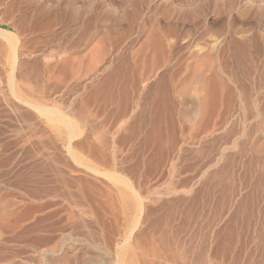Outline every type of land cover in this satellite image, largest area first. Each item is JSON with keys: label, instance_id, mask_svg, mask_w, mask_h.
Wrapping results in <instances>:
<instances>
[{"label": "rangeland", "instance_id": "obj_1", "mask_svg": "<svg viewBox=\"0 0 264 264\" xmlns=\"http://www.w3.org/2000/svg\"><path fill=\"white\" fill-rule=\"evenodd\" d=\"M103 1L0 0V264H264V0Z\"/></svg>", "mask_w": 264, "mask_h": 264}, {"label": "bare ground", "instance_id": "obj_2", "mask_svg": "<svg viewBox=\"0 0 264 264\" xmlns=\"http://www.w3.org/2000/svg\"><path fill=\"white\" fill-rule=\"evenodd\" d=\"M2 1V0H1ZM3 1H12V0H3ZM49 1V0H48ZM59 1V0H58ZM58 1H57V3H58ZM61 1V0H60ZM66 1L67 0H65V3H66ZM75 1V0H74ZM207 1H209V3L211 4V3H213V4H215L216 5V3H218V2H215V0H206V2ZM223 1V5H225L224 3H225V1H227V0H222ZM229 1H236V0H229ZM4 2V3H5ZM61 2H63V1H61ZM104 1L103 0H82V4L80 5V8H78V9H80V12H75V11H78V9L77 10H74L73 9V7H76L75 6V4H73L74 6L72 7V4H70V1H69V3H68V5H63V4H58L56 7H55V5L56 4H54V7H53V5L51 6V2H49V3H47V0H20V3H21V7H19V6H17V7H19V8H22L23 7V5H22V3L24 4V11H21V9H20V15L22 16V18L23 19H25V18H27L28 19V17H30V21L28 20V22L29 23H32L31 21L33 20V19H36V18H44V16L46 17V16H49V15H52V14H54V16L52 15V17L54 18V17H56V16H58V17H74V19H76V17H78V15H79V19L78 20H80V18H81V23H79V25H78V23L76 24L80 29H81V31H90L91 30V26H93L94 28L96 27V29L97 28H99L100 26L99 25H104V26H106L107 28H109V29H114V28H124V25H126L125 26V31H126V27L127 26H129V24H131L130 25V27H132V26H136L137 24H139L137 21H136V19L138 20L139 19V16H140V12L142 11V9L140 8L142 5H141V2L139 3V6H135L136 4L138 5V2L136 3L135 1H132V3L130 4V3H128L126 6L127 7H124L123 8V11L121 12V14H115L114 13V11H113V9H111L110 7L108 8V7H105V9H103L102 10V6H104V3H103ZM232 2H231V4H232ZM237 2V1H236ZM1 3V2H0ZM4 3H2V4H4ZM121 3V2H120ZM119 3V4H120ZM126 3V2H125ZM136 3V4H135ZM208 3V4H209ZM235 3V2H234ZM122 4V3H121ZM123 4H124V2H123ZM122 4V5H123ZM206 4V3H205ZM208 4H206V5H208ZM236 4L237 3H235V6H236ZM4 5H7L6 3L4 4ZM16 5V4H15ZM17 5H18V3H17ZM79 5V4H78ZM106 5V4H105ZM111 5V4H110ZM121 5V6H122ZM198 5V7L199 6H201V5H199V4H197ZM212 5V4H211ZM220 5H221V3H220ZM220 5H218V6H220ZM229 5H230V3H229ZM234 5V4H233ZM14 6V5H13ZM112 6H114V3H113V5ZM111 6V7H112ZM120 6V7H121ZM124 6H125V4H124ZM169 6V5H168ZM3 7V6H2ZM116 7H118V5H116L115 6V8ZM119 7V8H120ZM197 7V6H196ZM197 7V8H198ZM213 7H214V5H213ZM212 7V8H213ZM5 8V7H4ZM8 8V6L5 8V11H6V9ZM77 8V7H76ZM75 8V9H76ZM200 8V7H199ZM202 8V7H201ZM10 9H12L13 10V8H12V6H11V8ZM14 9H15V7H14ZM17 9V8H16ZM122 9V8H121ZM141 9V10H140ZM23 10V9H22ZM117 10V9H116ZM119 10V9H118ZM196 10V9H195ZM199 10V9H198ZM201 10V9H200ZM216 10V9H215ZM7 11H8V9H7ZM16 11V10H15ZM217 11V10H216ZM4 12V11H3ZM143 12V11H142ZM220 12V8H219V10H218V13ZM19 15V16H20ZM141 15H142V13H141ZM20 16V17H21ZM21 18V19H22ZM69 18V19H70ZM22 19V20H23ZM26 19V20H27ZM68 19V18H67ZM66 19V20H67ZM73 19V20H74ZM25 20V21H26ZM72 19H71V21L72 22H74V21H76V20H74L73 21ZM140 20V19H139ZM144 20V19H143ZM35 20H33V22H34ZM139 22H141V21H139ZM145 22V21H144ZM18 23V22H17ZM143 23V22H142ZM71 24H73V23H71ZM70 24V25H71ZM27 25V24H26ZM143 25H144V23H143ZM143 25L141 26V27H143ZM31 26V25H30ZM66 26H68V25H66ZM72 26V25H71ZM99 26V27H98ZM76 27V26H75ZM89 27H91V28H89ZM105 27V28H106ZM137 27H139V25L137 26ZM140 27V28H141ZM145 27H146V25H145ZM144 27V28H145ZM89 28V30H87ZM106 28V29H107ZM147 28V27H146ZM155 28V27H154ZM100 29V28H99ZM106 29H104V30H106ZM134 29V28H133ZM161 29V28H160ZM98 30V29H97ZM116 30V29H115ZM136 30H137V28H136ZM135 30V31H136ZM143 30V29H142ZM70 31V30H69ZM114 31V30H113ZM130 31H132V30H130ZM154 31V30H153ZM152 31V32H153ZM95 32H97V31H95ZM107 32V31H106ZM126 32H128V30L126 31ZM125 32V33H126ZM132 32H134V31H132ZM156 32V31H155ZM155 32H153V34L155 33ZM94 33V32H93ZM116 33V32H115ZM157 33V32H156ZM160 33V32H159ZM7 34V36L9 35L8 33H6ZM87 34V33H86ZM152 34V35H153ZM5 35V34H4ZM126 35V34H125ZM148 35V34H147ZM150 35H151V32H150ZM155 35V34H154ZM11 36V35H10ZM78 36V35H77ZM158 36V35H157ZM157 36H154L155 38H157V39H159L160 37H157ZM160 36V35H159ZM161 36H163L162 34H161ZM9 37V36H8ZM8 37H7V39H8ZM82 37V36H81ZM107 37V36H106ZM105 37V38H106ZM148 37V36H147ZM101 38H102V36H101ZM146 38V37H145ZM151 38V37H150ZM164 38V37H163ZM149 39V38H148ZM162 39V38H161ZM164 39H166V38H164ZM169 39V38H168ZM152 40H155V39H153V37H152ZM239 40V39H238ZM10 41H11V39H10ZM10 41H8V42H10ZM98 41V40H97ZM162 41V40H161ZM14 42V41H13ZM88 42V41H87ZM95 42V41H94ZM102 42V41H101ZM152 42V41H151ZM174 42V41H173ZM150 43V42H149ZM158 43H160V42H158ZM163 43V42H162ZM172 43V42H171ZM234 43V42H233ZM95 44H96V42H95ZM95 44L93 45V46H95ZM99 43L97 42V45H98ZM102 44V43H101ZM112 44V43H111ZM114 44V43H113ZM153 44H156V43H153ZM153 44H151V46L153 45ZM164 44V43H163ZM234 44H236V43H234ZM146 45V44H145ZM161 45V44H160ZM160 45H158V46H156L158 49L160 48V47H163V46H160ZM168 45H170L169 44V41H168ZM9 46H11V44L9 45ZM14 46V45H13ZM92 46V45H91ZM148 46V45H147ZM160 46V47H159ZM237 47H238V45H236ZM3 47V46H2ZM97 47V46H96ZM95 47V48H96ZM99 47L101 48V46L99 45ZM107 47V46H106ZM239 47H240V45H239ZM94 48V49H95ZM98 48V47H97ZM153 48V47H152ZM240 48H242V47H240ZM14 48H12V50H13ZM107 49V48H106ZM151 49V48H150ZM153 49H155V47L153 48ZM152 49V51L153 52H155V50H153ZM163 49V48H162ZM161 49V50H162ZM212 49H214V45H213V48ZM212 49H210V50H212ZM217 49V48H216ZM216 49H214V51L216 50ZM220 49V48H219ZM232 49H234V51H236L235 50V48H232ZM231 49V50H232ZM239 48H237V50H238ZM12 50H11V52H12ZM96 50V49H95ZM94 50V51H95ZM164 50H166V49H164ZM218 50V49H217ZM222 50H225V49H222ZM0 51H1V49H0ZM14 51V50H13ZM158 51H160V50H158ZM239 51V50H238ZM237 51V55H240V54H238L239 52ZM2 52V51H1ZM15 52V51H14ZM91 52V51H90ZM107 52V51H106ZM164 52V51H163ZM166 52V51H165ZM164 52V53H165ZM220 52V51H219ZM218 52V53H219ZM222 52V51H221ZM226 52V51H225ZM91 53H93V52H91ZM99 53V52H98ZM108 53V52H107ZM157 53V52H156ZM213 53H215V52H213ZM248 53H249V51H248ZM63 54V53H62ZM100 54V53H99ZM154 54V53H153ZM159 54V53H158ZM162 54V53H161ZM216 54V53H215ZM234 54H236V52H234ZM14 55H15V53H14ZM65 55V54H64ZM91 55V54H90ZM96 55V54H95ZM137 55V54H136ZM141 55V54H140ZM155 55V54H154ZM209 55V53H207V56ZM211 55V54H210ZM219 55H220V53H219ZM233 55V54H232ZM231 55V56H232ZM13 56V55H12ZM144 56V55H143ZM158 56V55H157ZM234 56H236V55H233V57ZM96 57V56H95ZM100 56H98V58H99ZM152 57V56H151ZM159 57H160V55H159ZM202 57V56H201ZM204 57V56H203ZM212 57V56H211ZM214 57V56H213ZM67 58V57H66ZM77 58V57H76ZM76 58H74V60L76 59ZM140 58V57H139ZM146 58V57H145ZM145 58L143 59V60H145ZM155 58V57H154ZM157 58V57H156ZM215 58H216V56H215ZM240 60H242L241 58H242V56H241V58H240V56L238 57ZM237 58V59H238ZM58 59V58H57ZM64 59V58H63ZM91 59H92V55H91ZM94 59V58H93ZM97 59V58H96ZM101 59V58H100ZM138 59V58H137ZM152 59V58H151ZM200 58H198V60H199ZM233 59H235V60H237L235 57L233 58ZM15 61H16V59H14ZM80 60V59H79ZM98 60V59H97ZM207 60V58L205 59H200V62L201 61H206ZM211 60V59H210ZM246 60V59H245ZM57 61V60H56ZM141 61H142V59H141ZM148 61V60H147ZM212 61H215V59L213 60L212 59ZM211 61V62H212ZM13 62V61H12ZM23 62V61H22ZM99 62V61H98ZM117 62V61H116ZM123 62V61H122ZM125 62V61H124ZM128 62V61H127ZM126 62V63H127ZM130 62H131V60H130ZM136 62V61H135ZM138 62H139V60H138ZM145 62V61H144ZM152 62V61H151ZM199 62V61H198ZM206 62H209V58H208V61H206ZM28 63V62H27ZM79 63V62H78ZM101 63V62H100ZM132 63H134L133 62V60H132ZM238 63H239V61H238ZM237 63V64H238ZM243 63V62H242ZM24 64V63H23ZM29 64V63H28ZM120 64V63H119ZM140 64H143V62L142 63H140ZM209 64H211V63H209ZM208 64V65H209ZM12 65V64H11ZM25 65V64H24ZM71 65V64H70ZM77 65V64H76ZM80 65V64H79ZM94 65H96V64H94ZM117 65V64H116ZM134 65V64H133ZM138 65V64H137ZM241 65V64H240ZM239 65V66H240ZM21 66V65H20ZM130 66V65H129ZM135 66V65H134ZM133 66V67H134ZM198 66V65H197ZM201 66H203V64L201 65ZM204 66H205V63H204ZM207 66V65H206ZM22 67V66H21ZM29 67V66H28ZM78 67V66H77ZM131 67V66H130ZM136 67V66H135ZM135 67H134V69H135ZM130 68L128 67V70H129ZM127 70V69H126ZM197 70H199V68L197 69ZM131 71H133V70H131ZM135 71V70H134ZM66 72V71H65ZM120 72V71H119ZM118 72V73H119ZM128 72V71H127ZM140 72V71H139ZM197 72V71H196ZM117 73V72H116ZM134 73V72H133ZM199 73H201V70H200V72ZM215 73V72H214ZM219 73V72H218ZM132 74V73H131ZM134 75V74H133ZM214 75V74H213ZM215 76H216V74H215ZM124 77H125V75H124ZM214 77V76H213ZM130 78V77H129ZM135 79V78H134ZM11 81L13 80V79H10ZM9 81V80H8ZM11 81H9V82H11ZM13 83V82H12ZM215 83V82H214ZM126 86V85H125ZM217 87V86H216ZM215 87V88H216ZM127 88V87H126ZM13 89H15V88H13ZM104 89V88H103ZM122 89V88H121ZM15 90H17V89H15ZM28 90V89H27ZM14 91V90H13ZM19 91V90H18ZM17 91V92H18ZM16 92V93H17ZM23 92V91H22ZM16 93H14V95L16 94ZM29 93V92H28ZM105 93V92H104ZM122 95V94H121ZM126 95V94H125ZM162 95V94H161ZM125 97V96H124ZM167 97V96H166ZM20 99V98H19ZM128 99V98H127ZM162 99V98H161ZM21 100V99H20ZM167 100V99H166ZM166 100L164 99V101L166 102ZM158 101V100H157ZM171 101H172V99H171ZM21 102H22V100H21ZM168 102V101H167ZM30 103V102H29ZM157 103V102H156ZM161 104V103H160ZM30 105V104H29ZM160 106V105H159ZM162 106V105H161ZM43 107V106H42ZM42 107H41V109H42ZM122 107V106H121ZM167 107V106H166ZM158 108V107H157ZM143 109V108H142ZM165 110H167V109H165ZM170 110V109H169ZM53 111V110H52ZM155 112V111H154ZM149 113V112H148ZM161 113V112H160ZM163 113V112H162ZM161 113V114H162ZM159 114V113H158ZM157 114V115H158ZM167 114V113H166ZM19 116V115H18ZM147 116V115H146ZM161 117V116H160ZM169 117V116H168ZM159 118V117H158ZM160 119V118H159ZM167 119V118H166ZM160 122V121H159ZM155 123H157V122H155ZM154 129V128H153ZM156 130V129H155ZM157 131V130H156ZM112 179V178H111ZM138 200V199H137ZM3 209V208H2ZM14 209V208H13ZM15 210V209H14ZM13 210L11 209V213H12V215L13 214H15V213H13L12 212ZM1 212H3V211H1ZM18 212V211H17ZM3 214V213H2ZM4 215V214H3ZM6 215V214H5ZM11 215V216H12ZM7 216V215H6ZM9 216H10V214H9ZM9 216L7 217V218H9ZM1 218V217H0ZM12 218H14V217H12ZM5 220H7V219H5ZM6 222V221H5ZM8 222H9V220H8ZM6 224H8V223H6ZM2 225V224H1ZM8 227V226H7ZM158 234H160V233H158ZM160 236V235H159ZM171 246V245H170Z\"/></svg>", "mask_w": 264, "mask_h": 264}]
</instances>
